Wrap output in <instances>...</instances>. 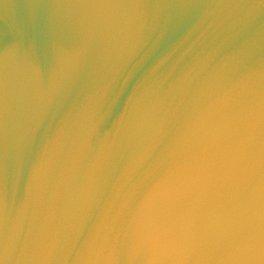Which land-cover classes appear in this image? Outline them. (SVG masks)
Here are the masks:
<instances>
[{
  "label": "water",
  "instance_id": "water-1",
  "mask_svg": "<svg viewBox=\"0 0 264 264\" xmlns=\"http://www.w3.org/2000/svg\"><path fill=\"white\" fill-rule=\"evenodd\" d=\"M192 202L178 264H264V0H0V264H152Z\"/></svg>",
  "mask_w": 264,
  "mask_h": 264
},
{
  "label": "bare ground",
  "instance_id": "bare-ground-1",
  "mask_svg": "<svg viewBox=\"0 0 264 264\" xmlns=\"http://www.w3.org/2000/svg\"><path fill=\"white\" fill-rule=\"evenodd\" d=\"M193 203L195 204L196 202H192L188 205V209L186 208L185 213L181 215V220L171 222L167 227H165V237H162L163 235H161L159 238L160 240H158L159 246L155 249V253L151 259L152 264H178L177 260L182 255L186 254L195 224L199 216H201V213L196 211V206L193 205ZM205 205V212L202 214L203 218L199 220V223L202 224L203 228L202 233L200 232L203 240L213 235L214 233L212 234V231H217L216 233L224 231L228 223L227 221H229L231 217H236V215L243 216L242 213L244 212V207H236L234 210L233 207L230 208L226 206L227 204H224V207H221V204H219V209L217 210L216 208L214 212L211 207L212 205L209 206V203L206 201ZM226 209L228 210L226 211ZM241 240H235L234 244L238 243L242 245ZM144 249H146L145 246H143L139 251V262L143 258Z\"/></svg>",
  "mask_w": 264,
  "mask_h": 264
},
{
  "label": "rangeland",
  "instance_id": "rangeland-1",
  "mask_svg": "<svg viewBox=\"0 0 264 264\" xmlns=\"http://www.w3.org/2000/svg\"><path fill=\"white\" fill-rule=\"evenodd\" d=\"M181 220V217H173V219L169 220L167 224H165V227H167L171 222H177ZM165 227L163 229H165ZM163 229L161 231H163ZM166 231V230H165ZM160 234V233H159Z\"/></svg>",
  "mask_w": 264,
  "mask_h": 264
}]
</instances>
